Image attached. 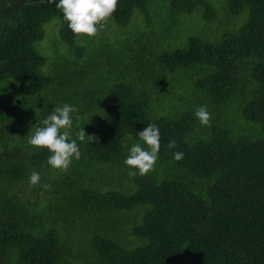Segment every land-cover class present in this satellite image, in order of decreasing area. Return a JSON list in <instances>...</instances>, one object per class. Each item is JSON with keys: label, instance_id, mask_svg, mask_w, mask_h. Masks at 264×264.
<instances>
[{"label": "trees", "instance_id": "obj_1", "mask_svg": "<svg viewBox=\"0 0 264 264\" xmlns=\"http://www.w3.org/2000/svg\"><path fill=\"white\" fill-rule=\"evenodd\" d=\"M163 1L162 7L155 0H120L109 19L128 27L140 11L147 25L140 15L133 31L146 34L157 8L168 14L170 22L156 36L157 43L167 42L166 48L155 54L153 47L136 41L140 50L130 63L138 60V73L131 66L106 72L109 63L104 54L96 55L102 50L96 39L89 46L78 44L79 35L68 27L55 0H0V264H71L67 240L62 243L54 231L36 236L23 225L35 208L33 201H50L53 194L59 200L70 174L77 172L78 160L68 172L53 169L51 152L33 150L28 143L54 107L64 103L79 109L74 138L82 128L90 135L81 142L90 159L85 165L123 159L124 145L143 144L137 132L155 122L161 163L172 162L201 179L217 176L206 199L179 175L160 183L139 175L133 195L82 191V206L91 204V197L105 210L152 206L131 230L143 246L125 249L101 240L106 264H181L185 251L191 264H264V135L233 140L228 130H214L208 140L187 141L199 121L197 107L221 102H237L241 116L261 125L264 133V0ZM54 18L62 23L61 40L72 58L64 66L46 67L49 58L38 44L45 39V24ZM232 18L237 21L231 26ZM150 53L155 61L147 66ZM182 74L190 78L194 93L182 111H169L165 100L179 94L173 79ZM107 84L114 86L108 100L101 91ZM15 134L17 144L6 148L4 139ZM172 139L177 148L170 150ZM173 151H183L184 158L173 159ZM34 170L41 173V183L31 186ZM32 190H39L37 199L27 198Z\"/></svg>", "mask_w": 264, "mask_h": 264}, {"label": "rangeland", "instance_id": "obj_2", "mask_svg": "<svg viewBox=\"0 0 264 264\" xmlns=\"http://www.w3.org/2000/svg\"><path fill=\"white\" fill-rule=\"evenodd\" d=\"M155 1L162 7L164 6L163 0ZM156 14H160V16ZM140 15L145 17L140 11H136L135 17L128 27H120L113 20H109L106 31L100 30L99 35L93 37L79 35L77 43L89 46L92 44V39H96L94 43H97L102 48L96 55L104 54V57L107 58L109 63L106 72L110 71V68L116 66H131L134 70H139L138 73H141L142 68L138 64L137 59H135L132 64L130 63V58L133 53H138L140 50L136 41L142 40V45L140 46L153 47L154 51L151 52L155 54L163 50L168 46L167 42L157 43L156 36L160 34L163 25L170 22V20L166 17L168 15L166 11H160V8H157L156 12H154L151 17L149 16L148 20L153 26L152 30L146 32V34H142L133 31L136 27L135 23H141L140 21H142L140 18L137 19ZM220 18L226 19L227 17ZM145 20L147 25L146 17ZM236 21L237 19L232 18L230 25L232 26ZM61 29L62 23L58 18H54L44 26L45 39L38 44V48L49 58L46 67H55V64L64 66L67 59L72 58L70 56L67 58L65 54V49H67V47L61 40ZM63 46H65V48H63ZM119 57L123 58V61L118 62L117 60ZM145 61L147 62V66H151L155 61L154 55H152V53L148 54ZM185 74L173 79V87L177 86L176 88L179 94L165 100L166 107L169 111H182L185 104L194 93V90H191V88H194L192 87V82ZM113 87L112 84H107L105 88L101 90L104 95L103 99H109ZM147 87L148 85L146 88ZM187 88L189 90L185 92ZM196 91L199 92V89ZM207 106L208 110L212 113L211 126L202 125L200 121H198L193 132L187 138L189 143L193 144L200 140H208L214 130H228L233 140H237L244 136L263 137L264 133L262 126L247 122L241 116L237 102H221L219 105L211 104ZM104 108L105 107H102V110ZM159 114L167 118L170 117L167 113ZM171 114L174 117L178 115ZM91 122L92 118L90 117L88 118V123L90 124ZM73 135L74 134H72V138H74ZM16 137V134L14 137L6 136L4 139L8 142L6 148L17 144L14 143ZM78 143L81 150V142L78 141ZM30 146L33 150L36 148V146L31 144ZM6 148L4 150H6ZM130 148L124 145L123 159H117L113 163H98L97 166L85 165L86 162H90V159L81 150L82 156L77 162V172L70 174V180L61 198L56 200L53 194L50 201H33L36 202V205L32 210V215L23 223L25 228L30 230L31 233L33 232L36 234V236H44L48 232L54 231L62 243L63 239L67 240L69 243L66 250L70 254L69 260L71 264H106L104 253L100 248L102 239L113 242L125 249H134L143 246L145 242L140 238H136V236L131 233V230L142 224L145 215L152 210V206L142 205L131 212L105 210L94 203L93 197H91V204L87 206H82L79 200L82 191L89 189L99 190L102 193L116 191L124 195H133L138 191V186L134 179L139 175H130V166L124 163L125 158L130 154ZM74 161L76 160L74 159ZM66 172H68V170ZM176 175L184 177L183 184L188 186L195 195L203 199L208 197L210 188L217 181V176L210 179H201L191 171L178 170L172 162L161 163L159 160L154 170L150 171L145 176L154 183H160ZM38 191L39 190H35L34 192L32 190L31 193L27 192V198L32 196L37 199ZM53 192L55 193V191ZM181 264H191L186 251Z\"/></svg>", "mask_w": 264, "mask_h": 264}, {"label": "clouds", "instance_id": "obj_3", "mask_svg": "<svg viewBox=\"0 0 264 264\" xmlns=\"http://www.w3.org/2000/svg\"><path fill=\"white\" fill-rule=\"evenodd\" d=\"M120 0H55L56 7L62 11L63 19L68 27L77 35L93 37L105 27L106 22L117 10ZM195 116L200 123L211 126L212 113L207 105L198 106ZM80 119L79 109L70 103L54 107L52 112L43 120V127H38L33 135L28 138V143L36 147H45L51 155L48 157V165L53 169L67 171L73 160H79L82 156L78 141L84 142L88 135L82 128L76 138H72L71 130L74 120ZM141 143H135L129 149L130 154L124 163L130 166V175H146L154 170L160 159L161 132L155 122H150L141 131L137 132ZM168 148L176 149L177 141L172 139ZM185 156L183 151H173V159L179 161ZM41 183V173L32 171L29 184L36 186ZM50 187L47 184L41 185Z\"/></svg>", "mask_w": 264, "mask_h": 264}]
</instances>
